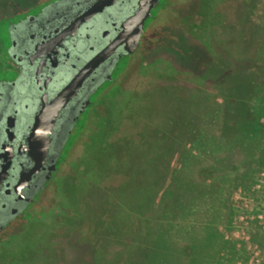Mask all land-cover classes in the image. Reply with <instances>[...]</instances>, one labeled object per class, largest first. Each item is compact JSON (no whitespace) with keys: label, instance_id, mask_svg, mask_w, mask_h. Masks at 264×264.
I'll list each match as a JSON object with an SVG mask.
<instances>
[{"label":"flooded vegetation","instance_id":"obj_1","mask_svg":"<svg viewBox=\"0 0 264 264\" xmlns=\"http://www.w3.org/2000/svg\"><path fill=\"white\" fill-rule=\"evenodd\" d=\"M214 1L148 0L140 34L134 23L119 39L139 0H116L77 26L96 0H0V247L8 233L31 228L38 238L50 228L74 243L70 261L88 248L97 263L102 240L85 231L96 205L111 204L101 191L103 150L132 162L146 131L134 126L130 100L182 86L159 85L161 73L171 80L178 64L218 66ZM165 61L159 79L146 80Z\"/></svg>","mask_w":264,"mask_h":264},{"label":"rangeland","instance_id":"obj_2","mask_svg":"<svg viewBox=\"0 0 264 264\" xmlns=\"http://www.w3.org/2000/svg\"><path fill=\"white\" fill-rule=\"evenodd\" d=\"M212 37V60L219 58L215 57L216 51L222 54L217 67L224 71L223 75L241 71L246 74L251 68L256 70L259 82L264 81V69L259 70L261 64L256 61L262 46L264 51V0H215ZM166 63L150 70L146 80H156L159 73L168 68ZM178 67L180 70L177 69L171 80L167 75L172 72L161 73L164 76L159 85L173 81L182 86L162 90L158 87L154 93L149 91L140 98L135 96V101L130 100L127 109L134 126L143 124L146 131L142 139L145 144L135 140L130 155L132 162L127 161V157H111V149L103 150L99 173L103 180L101 191L111 204L96 205L92 213L95 225L88 224L85 231L88 237L102 240L98 244L96 264L142 262L153 247L155 234L166 229L170 231V223H178L176 202L181 201L182 188L184 195H193L196 199L197 193L192 191L190 181L199 187L205 183L210 185L212 178L226 172L214 170L216 160L213 158L197 159L201 151L212 147L210 135L222 136L219 112L222 101L220 90L214 87L218 73L210 72V75L205 65L196 64L190 70L183 64ZM261 124L264 125V115ZM154 133L160 138L150 144V134ZM234 152L229 157L237 162L241 151L235 149ZM244 178L239 188L225 190L226 207L220 231L230 241L244 243L248 264H264V170L252 167ZM232 210L231 224L227 225L225 217ZM206 211L205 202L201 203L197 215L187 220L190 226L200 230ZM32 230L6 235L10 239L0 247V264L92 263L93 249L88 248L84 250L83 260L74 256L75 260L70 261L74 243L70 242L68 234H59L56 239L58 234L51 235L49 228L46 235L37 238L30 235ZM176 244L182 247L184 242L180 240ZM77 250L79 253V247Z\"/></svg>","mask_w":264,"mask_h":264},{"label":"trees","instance_id":"obj_3","mask_svg":"<svg viewBox=\"0 0 264 264\" xmlns=\"http://www.w3.org/2000/svg\"><path fill=\"white\" fill-rule=\"evenodd\" d=\"M262 49L263 46L258 50L259 59L256 60L261 64L259 70L264 69ZM213 69L212 72L218 73L214 87L220 90L222 101L219 109L222 136L210 135L212 147L201 151L197 159L213 158L216 160L214 170L226 172L212 178L210 185L205 183L199 187L190 181L192 191L197 193L196 199L193 195H184L182 188L181 201L176 202L178 223H170L171 233L166 229L155 234L152 249L139 264H248L244 243L230 241L221 233L220 227L226 207V188H239L245 182V173L252 167L264 170V125L261 124L264 81L259 82L256 70L251 68L248 71L253 73L241 71L229 75H223L224 71L217 66ZM158 135L150 134L149 143L158 141ZM235 149L241 151L237 162L229 157L235 154ZM204 202L207 210L204 223L200 230H196L187 220L197 215L199 205ZM233 214L232 210L225 217L227 225L231 224ZM180 240L184 242L182 247L176 244Z\"/></svg>","mask_w":264,"mask_h":264},{"label":"water","instance_id":"obj_4","mask_svg":"<svg viewBox=\"0 0 264 264\" xmlns=\"http://www.w3.org/2000/svg\"><path fill=\"white\" fill-rule=\"evenodd\" d=\"M115 1L116 0H96V2H94L83 14H81L75 20L74 26H77L80 22L88 20L95 13L102 11L104 7L113 4ZM147 2H148V0H139L137 11L135 12V14L132 17H130L128 20H126L125 23L123 24V32H122V35L119 37V39H121L122 36H124L129 31L130 27L134 23L136 25H138L137 34L138 35L140 34L142 21H143V19L145 17V14H143V10H144V7H145ZM64 94H66L65 91L62 93V95H64Z\"/></svg>","mask_w":264,"mask_h":264}]
</instances>
